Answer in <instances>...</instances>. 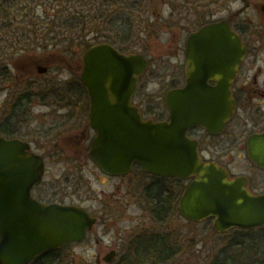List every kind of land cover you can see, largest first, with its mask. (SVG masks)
Here are the masks:
<instances>
[{
	"label": "flooded vegetation",
	"instance_id": "flooded-vegetation-1",
	"mask_svg": "<svg viewBox=\"0 0 264 264\" xmlns=\"http://www.w3.org/2000/svg\"><path fill=\"white\" fill-rule=\"evenodd\" d=\"M154 1L165 11L152 17L150 5ZM10 15L16 16L15 25ZM77 17L81 20L78 32L84 34L74 40L71 24ZM56 20L63 23L62 39L55 38ZM214 25L232 30L238 38L239 52L244 55L233 72L222 58L223 51L215 50L210 56L200 49L204 42H195L198 48L190 50L191 35ZM91 33H95L92 42L81 40ZM101 44L146 61L131 100L144 120L168 121L167 97L186 87L190 76L206 79L209 93L216 95L224 94L222 87L228 81L237 106L233 119L219 134L196 127L189 135L198 140L203 157L205 151L213 155L208 160L204 157L206 161L219 163L232 178L247 177L250 191L264 193V180L232 172L226 152L229 137L218 148L204 147V140L228 136L229 127L238 118L234 130L240 133L235 142L249 158L248 140L264 133V0H0V137L28 143L29 153L45 161V177L49 161L55 158L93 161L90 150L96 132L90 124V97L82 76L86 52ZM154 96L162 98L160 104L152 103ZM78 168L82 166L71 164V170ZM135 172L151 177L139 163H134L129 175L115 177L121 183L107 200L118 209L129 204L132 189L141 192L140 182L130 185L127 181ZM53 196L44 181L33 189V197L44 204L83 206L98 219L97 225L103 217L80 201ZM79 244L68 243L40 256Z\"/></svg>",
	"mask_w": 264,
	"mask_h": 264
},
{
	"label": "water",
	"instance_id": "water-1",
	"mask_svg": "<svg viewBox=\"0 0 264 264\" xmlns=\"http://www.w3.org/2000/svg\"><path fill=\"white\" fill-rule=\"evenodd\" d=\"M237 41L232 30L214 25L191 35L189 45L194 51L195 42H204L200 49L210 56L223 51L233 72L244 55ZM84 60L90 124L97 133L90 155L102 172L127 175L138 162L151 175L192 179L179 202L180 215L189 223L213 219L212 229L218 234L264 227V193H252L246 177L231 178L227 169L204 161L198 141L188 134L196 127L219 134L233 118L237 106L228 81L224 94L216 95L209 93L206 79L190 76L186 87L167 97L169 121L155 122L144 120L132 106L137 79L146 67L142 57L101 44L86 52ZM29 147L0 137V264H29L43 252L83 242L97 223L83 207L44 204L33 197L45 162L29 153ZM248 148L252 162L264 169V133L251 136ZM115 256L112 251L104 260L110 263Z\"/></svg>",
	"mask_w": 264,
	"mask_h": 264
},
{
	"label": "rangeland",
	"instance_id": "rangeland-1",
	"mask_svg": "<svg viewBox=\"0 0 264 264\" xmlns=\"http://www.w3.org/2000/svg\"><path fill=\"white\" fill-rule=\"evenodd\" d=\"M80 3L84 4L83 1H80ZM164 11V7L160 6L157 1L151 2L150 13H153L152 17ZM91 28H95V25ZM94 39L95 33H91L87 39L81 38L82 41L87 40V43L92 42ZM154 40H156L155 37ZM73 50L76 49L73 48ZM151 100L152 103L160 104L162 98L154 96L151 97ZM238 121L239 119L237 118L236 123L229 127L230 133L228 136L215 141L204 140V147L218 148L225 141H228L229 137V145L226 152L228 154L227 163L232 172L250 174L255 180H264V173L258 172L254 168L248 155L235 142V138L240 133L234 130ZM58 139L60 138L58 137ZM204 157L208 160L213 158V155L205 151ZM73 162H75V165L82 166V168H78L77 171L75 169L71 170ZM81 170L82 174H80ZM142 179L145 181V178L140 177L139 173L135 172V174L133 173L128 177L127 181L130 185L133 183L135 185L141 182ZM120 183V179L108 176L104 172L102 173L95 162H91V160L81 163L69 158H55L49 161L48 172L44 178V186L50 187L53 197L64 198L66 201H80L93 212H101L103 216L95 232L86 241L63 252L64 256L59 264H117L118 259L125 253L127 245L136 234L142 233L147 229H153L151 217L145 211L144 203H142L141 192H138L140 190L134 191L132 189L133 195L131 199L129 198V204L125 203L126 206L123 205L124 207L119 209L114 202L107 200L109 195L117 191V185ZM145 183L150 184L151 179L146 178ZM124 189L126 188L124 187ZM171 217L166 227H177L181 232L180 243L185 247L187 253L181 258L183 262L185 261V264H208L220 249V245L215 242V237L211 233L212 224H207L206 222L189 224L181 215L177 216V218L175 215ZM192 238L193 244H191ZM112 250H116L118 255L112 262L107 263L104 258ZM181 259L180 261H182Z\"/></svg>",
	"mask_w": 264,
	"mask_h": 264
},
{
	"label": "trees",
	"instance_id": "trees-1",
	"mask_svg": "<svg viewBox=\"0 0 264 264\" xmlns=\"http://www.w3.org/2000/svg\"><path fill=\"white\" fill-rule=\"evenodd\" d=\"M15 18L16 16L10 15L13 25ZM21 18L22 16L18 18L19 23ZM80 21L77 17L71 24V35L74 40L84 34L78 32ZM62 24V20L55 21L56 39L63 37ZM146 178L147 176L145 181ZM149 178L150 184L141 180L140 196L145 211L151 217L154 230L147 229L136 234L117 264H185L186 262L181 259L186 253L185 247L180 243L181 232L177 227L166 226L172 215L176 218L179 216L177 202L186 184L176 179ZM206 223L211 224L209 220ZM211 233L215 237V242L220 245V249L208 264H264V227L243 231L233 229L223 234H216L213 231ZM192 241L193 238L191 244ZM65 250L67 249L44 254L31 264H59Z\"/></svg>",
	"mask_w": 264,
	"mask_h": 264
}]
</instances>
